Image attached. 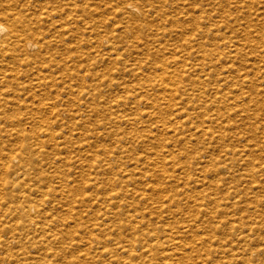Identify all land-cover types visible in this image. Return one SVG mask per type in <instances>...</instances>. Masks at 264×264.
<instances>
[{
	"label": "rangeland",
	"instance_id": "1",
	"mask_svg": "<svg viewBox=\"0 0 264 264\" xmlns=\"http://www.w3.org/2000/svg\"><path fill=\"white\" fill-rule=\"evenodd\" d=\"M159 1L160 0H0V11H2V13L0 14V23L4 25H9L10 19L15 18L17 26L19 27V29H21V28H25L29 24H33L34 20H40L42 23L36 24V25L39 26L38 28L40 29V31H42L44 35H46L47 44L49 43L51 45L48 49H45L49 52V54L46 53V57H45V62L47 61L48 62L46 63V65L45 63H43L45 66H48L50 68L46 67L47 69H45V71L43 72V74L46 77L43 76L45 77V78L42 77L44 80L43 79L40 80L39 83L37 80H33V75L35 76L36 69L32 70L34 73L33 74L32 71L30 70L33 68H31L29 65L26 66L24 65L25 63L23 62L21 63L20 60L17 61L16 59L10 61L11 59L9 58L7 59L6 56H2V54H0V72L4 70L3 72L6 74V76H8L7 77L8 83H0V89L4 88L3 90L0 91V94L5 93V91L7 92L3 96L4 99L0 97V102H1L0 104H2L0 105V110H1L0 118H2L0 120V143H1L0 153L3 156L1 160L6 159L8 154L17 153V151L19 152V149H17L18 148L17 144L21 140V136L14 133L13 129L16 130L15 123L17 122L16 124H18V122H20V120L22 119L21 124L19 123L18 127L22 128V131H24L26 135H28L26 138H29V141L31 143L33 142L36 148H38L35 152L37 153L36 155H38L36 159H37V162L39 163H36L37 168L35 169V171L36 172L44 171V173H49L50 175L54 173L55 175L62 176L63 179L65 177V180H67V184L70 185V187L72 186L75 187L76 185L80 190H83V193L86 192L85 193L86 196L83 198L84 201L82 203L77 204L78 206L75 207L74 209L76 214L74 215L71 214V217L69 216V214L64 213L63 211L64 209L62 208H65V206L61 207L62 209L61 211H59V209L55 210L54 208H52V207H55L54 206L55 202L53 201V197H52L53 194H55V197L59 195V193H56V192L45 194L44 197L51 199V203L46 204L42 206L41 209H39L41 214L43 215H52L50 220L57 221L59 223L57 227H61V226L63 227V226H68V225L70 226V230L72 233L70 235L64 236L63 238L64 240H62L63 241L62 245H64V250L63 251L59 250V252H65L63 253V255L76 257L74 264H83V263L84 264H95L96 263V262H93L94 260L91 259L92 257H94L92 251L95 249V247L93 244H90L87 242L88 238L91 236L103 237L105 236L104 234L108 233L112 228L115 227L114 230L118 228L121 230V233H120L121 238L126 239V237L129 235L127 234L128 231L122 229L121 225H117L118 222L121 221L123 223H126L128 221L127 220L128 218H125L127 217L126 214H137L136 212L145 211L146 209L144 205L146 202H150L153 204V205H146L149 207L158 206L157 205L158 202H161L164 205L163 210L159 208L161 211L158 209H154L156 212H153V211L144 212L145 213V216L143 218L144 224L143 226L139 227V232L141 233L144 232L146 235H152L154 232H158V230L163 225H165L167 222H170L172 225H182V223H190L193 217L187 212L189 213L194 212V211H190L188 208V206L191 204L190 201L194 199H196L197 201H200L202 198H204V195L207 197L217 198L215 200L218 202H215L216 204L212 203L214 204V210L215 208L216 209L224 208V210L222 209L223 212L221 210H218L217 214L219 215L220 213V216H222L221 217L222 219L225 218L226 216L227 218H225V220L228 223L230 222L231 225H233L232 227L234 228V230L233 228L229 229L228 224L226 222L224 225H226L227 228L224 229V226H223L221 230L215 233L217 235L216 236L213 233V231L207 227L206 224L208 220L206 219V217L201 216V214L196 215V221H199L200 219V222H195L194 225H192L191 228L188 229L186 233L180 234L181 240L185 242L183 245L194 246L192 251H190V255L192 258L196 259L197 253L198 252L202 253L203 248H208V247L213 248V247L218 246L217 248L220 249L219 246H221L223 247V249H226V250L228 249L227 252L225 253V254L228 253L227 255L229 256L227 258V261L219 253H212L211 258L206 262V264H226V263L231 264L229 263V261L232 258V252H234L233 251L234 249L235 251H239V252H242L241 250H244L243 252H249V251L255 252L256 249L257 250H259L260 248L264 249V245H263L264 243V0H176L177 2L175 0H171V3L169 1L168 3L164 5L160 4ZM178 1H180V3ZM127 2L136 3L140 7L139 8L140 11L136 13H128V11H125V5ZM176 3H178L177 4L178 6L176 5ZM44 5L48 7L47 10L50 11L51 19L50 18L43 19V17H41L42 16L41 11H43L44 13L46 9ZM172 5H174L173 6L174 9ZM78 6L80 8L74 9L75 7H78ZM176 8H179L180 10H176ZM163 9L165 10V13H163L165 15H162L160 12V10H163ZM167 12H170V13H167ZM179 12L180 14L182 13L181 14L182 16L178 15ZM166 13L168 16H166ZM173 14H176V16H174ZM146 17L147 19H150L148 20V22L151 21L149 22L151 24V27H149V30L147 26L143 28L139 27L140 25H143L145 21L147 22ZM165 17L167 18L171 17V21L168 19H165ZM74 18H76L77 20L73 23V21L75 20ZM172 18H175L174 20H176L177 22H174L173 24L174 20H172ZM179 21H181L182 25L179 24L180 23ZM177 23L179 24V26L177 25ZM150 24H147V25L150 26ZM160 24L162 25V27L164 26V29H165L164 32H162V30L160 31V29H162ZM126 25L127 27L123 29L124 26ZM136 25H138L139 30H137L138 27L135 30H133V28H135ZM158 26L160 28H158ZM184 26L186 27V30ZM128 28H130V30ZM182 30H184L185 32ZM129 31H132V32L135 31V32L132 33ZM180 32L181 33L183 32L182 35H178L180 34ZM115 34L117 35V38L114 42L116 49L105 44L107 43L105 42L106 38H110L112 35L115 36ZM168 35H171V37ZM185 36L186 38L191 40V43L189 45L185 44V41H184ZM181 44L182 46H180ZM183 46H184V49H183ZM234 46L236 50L233 51L232 49H234ZM187 48L190 50H188ZM198 49H199V52L196 53V50L198 51ZM171 51L172 53L174 52V54L172 55H176V56L178 55V56H181V58L185 57L184 63L194 62V61L199 62V60L201 61V59H204V61L208 60L207 62L209 66H212L210 68L212 70L216 69L213 71V74L215 76L213 78L218 79L219 91L217 93L220 92V94H225V95L223 96V98L217 99L218 101L215 103V105L214 104L210 105L211 107L210 111H213L216 118H218L210 124L211 126L209 125L211 127V130L213 131V137L211 139L210 138L206 139V137L203 136L201 132L198 133L197 131V133L200 136L196 132H194V130H197L198 128H200L198 126H197L198 128L195 126L201 122L200 121L201 117H198L200 119L193 118V120L194 119L197 120L198 123L195 121L191 122L189 119L188 121L186 118H183L182 119L183 121H185L186 119V124L188 126L190 125V123L191 124L193 123L192 124L193 126L190 125L189 126L190 128H189L185 124V122H183L185 125L182 126V129L184 130L186 126L188 127L185 129V132L181 130L180 126H178L177 132L179 131L178 128H180L181 131H179V133H176L177 135H175L174 133V135L172 136L173 138L169 137L171 136L170 134L169 135L163 134V136L165 137L168 136L167 137L168 139L165 138V141H167L168 143L167 146H169L168 148L170 149H172L173 147L172 150H174V152L176 153L178 151V148L182 144H184L188 150L186 152L188 153V156L181 158V162H182L181 164L180 163L178 165L174 164V167L176 170L175 172H173V174L165 173L164 176L163 174L160 175L162 179L158 177H151V178L147 177L145 180V176L144 178H142L143 175L141 173L145 171L149 173L150 172L149 169L153 167V165L148 164V163L147 165L146 164L144 165L142 163L143 161L142 162L139 161L136 163L134 161H136L135 159H137L138 156L142 155L143 153L145 154V152H147L146 154H148V152L151 151V146H150L151 144H149L148 142L149 140H151V138L146 139L145 137H143L144 134L142 132L138 133L139 130L140 131L142 130L141 127H143V129H147L148 126L146 125H148L150 121L147 120L148 118L144 114L142 115V117H139V120H138V117H136L138 115L135 114L136 116H132L133 114L132 111H128L129 113L131 112V116H132L131 121H135V123L133 122L134 127L132 126V124L129 125V123L127 124V122L123 123L121 120L120 121L122 123H120L119 125L118 120L115 119L116 120L115 121L114 119H112V117L114 116L113 114H110L111 110L109 112L107 107L109 104L113 102L112 99L110 100L109 98H113L112 96L115 95L114 94V92L116 91L115 89H119V87H121L122 85H125V83L126 85L129 84L130 82L131 83L129 85L132 84V81L130 79L131 76L128 74L127 71L123 69H126V67L129 68V67L135 66L134 62L137 63L136 65L138 64L144 65L145 63L146 64L144 65L145 69L143 70L144 76H142V77H145V73L146 75H148L149 74L148 72H150L149 70H152V71L154 70L152 67H148L149 64L150 66L153 65L152 63L154 62V58L155 59L156 57L158 58L159 54L162 55L163 52L165 53V56L168 57ZM198 53L199 54L201 53V54L199 55ZM147 54H148V57H147ZM68 55H70V57ZM91 55L93 56L94 60H91L92 59ZM149 55L150 57L152 55V57L150 58ZM217 56L218 58H216ZM97 57H99V59ZM199 57L201 58L199 59ZM146 58H149L150 60H145ZM188 58L191 61H189ZM95 59L97 60V62H95ZM112 59L115 61L113 62ZM136 59L139 61H137ZM54 60H57V61H54ZM164 60L166 61V59ZM167 60L169 61L170 59H167ZM15 61L17 64L15 63ZM51 61H54L55 64L56 63L58 64V62L60 64L58 65L56 64L55 66V64L53 63L55 66L54 67V66H51L53 65L51 64L52 63ZM111 61L113 63H116L114 64L115 66H117V67L114 66L116 72L114 69L112 70L113 63ZM151 61L152 63H150ZM14 63L17 66L19 65V63H21L20 67L18 66V69L17 67L15 68L16 65L13 66ZM124 63L125 64L127 63L126 64L127 66ZM214 63H215V66H213ZM128 64H130V66ZM5 65L8 67L6 68ZM41 65H39V67ZM64 65L65 66L68 65L67 66L68 68H66ZM123 65L125 66L123 67ZM228 66H231L234 71H232V69H229ZM63 67L66 68V70H64ZM85 67H87L88 69H86ZM4 68L7 70L5 71ZM9 68H12V69L10 70ZM82 68L83 69L85 68L86 70L84 69L81 71ZM121 68H123L122 71H121ZM20 69L21 70L24 69V70L21 71ZM18 70L20 71L18 72ZM27 70H29V72ZM145 70H148V71H145ZM25 71H27V74H24ZM71 71L72 72L74 71L73 72L74 74ZM106 71L110 73L108 74ZM9 72H14V73L8 74ZM83 72H85L86 74ZM118 72L121 73L120 76ZM194 72L191 73L192 75L188 74L189 78H194L195 76ZM28 73L30 74V76ZM103 73L104 74L107 73V75L103 76ZM12 74H14L13 77H12ZM58 74L60 75V77L61 76L62 77L60 78ZM66 74H67V77H66ZM114 74H116L115 77H117L116 78L117 81L112 80L113 78L115 79ZM127 75H129L130 77ZM183 75H184L183 82L186 81V83H183V84H188L189 82L186 80V78H188L187 77L188 75L186 73H184ZM54 76L56 77L55 80H57V82H53ZM69 76L70 78H68ZM29 77H30V80L32 79L31 82H29L30 81ZM84 77H86L87 79L84 80L85 79ZM14 78L15 80L11 81ZM46 78H49L48 81L50 83L47 81ZM17 79H19L20 83L17 82L18 81ZM81 79L84 80V82L81 81L82 83H85V81H87L84 84L85 87H83L81 82H79V80ZM121 79H123L124 81L123 80L121 81ZM227 79L232 80L234 82L237 80H241V79H249V80L241 82L235 87H230L228 86V82L222 83L224 80H227ZM9 80H10V83H9ZM21 80H23V83L25 82L28 84L29 82L28 85L32 83L33 87L32 85L25 86V83L23 84ZM60 80H61V83L58 82ZM62 81L63 82L65 81L64 82L65 84ZM88 81L90 82L89 84H88ZM104 81L106 82V84ZM118 81L123 82V83L125 81L126 82L124 84L123 83L120 85L118 84L119 85L118 86L115 83ZM41 82H43L45 85L42 83V85H40V87L37 88V84H40ZM54 83H57V85ZM133 83L135 84L134 81ZM47 84L49 86H46ZM51 84L53 86H51ZM21 85H22V88H21ZM79 85L82 87L83 91L80 89L81 87ZM99 85L104 86V87L103 88L101 86L99 87ZM111 85L113 86V89L112 87H110ZM8 86L10 87L11 90L9 89ZM16 86L18 87V89H16L17 88ZM41 86H43V88H41ZM91 86L93 88V91H91L92 90ZM94 86L96 87V89H94ZM105 86L108 88H106ZM154 86H155V89L153 90L144 91L145 89L141 88V90L136 89L134 90V92L144 91V92H141L140 95H144L146 92V93L151 94L149 95V97L153 96L159 99V94L161 95V92L158 90L157 85H154ZM47 87L50 90L48 94H46V97H43V94L45 96V91L48 90L46 89ZM87 87L88 89H86ZM13 88L15 91L13 90ZM40 88L42 90H40ZM109 88H111L112 91ZM20 89L24 90V92L21 91ZM37 89H39L40 91L38 90L37 92ZM43 89H46V90L43 91ZM51 89H52V94H51ZM72 89L73 91H71ZM97 89H98V92H97ZM107 89H109V91ZM66 90L68 93L71 92L70 93L71 95L70 94L68 95ZM75 90L77 91L75 92ZM27 91L29 93L26 95ZM85 91L89 92L91 95H94V97L92 98V96L90 95H88L89 96L88 97L87 95H85L86 94ZM100 91L101 92L103 91V93H101ZM150 91L153 93H151ZM155 91L156 92L158 91L157 92L158 96L157 94H154ZM31 92H33L34 95H32ZM107 92L109 94V97L107 95ZM134 92L132 91L131 94ZM30 93L32 96L29 97ZM75 93L76 95L77 94H80V95H78L77 97L75 96ZM97 94L98 95L100 94V95L98 96ZM110 94H113V95H110ZM125 94L126 96H129L128 93H125ZM41 95L43 98L41 97ZM50 95H54V96H50ZM57 95L59 96V98L57 97ZM34 96H37V97H34ZM48 96L50 97L48 98ZM28 97L29 99H27ZM32 97L35 99H33ZM96 97H97V100L95 99ZM104 97L106 98V100H104ZM20 98L23 99L22 104H21ZM76 98L77 99L80 98L78 99L79 101ZM88 98H89V101H88ZM136 98L137 100L136 99H133V100L135 101L134 103L137 104V102L140 101L139 98H144V96L139 97L136 95ZM5 99L7 100L8 103L4 102ZM19 99H20V102H19ZM53 99L55 101H53ZM9 100L10 101L12 100L13 102L11 103ZM40 100H41L40 103H43V105L45 106L44 108L37 106V102ZM49 100L50 102H48ZM51 100L54 103H52ZM71 101H74V104H72L73 102ZM102 101H104V104ZM131 101L125 103V106L126 104H127V107L135 105L131 103ZM77 102H80V103H77ZM89 102L91 103V106ZM87 103L89 106L86 107ZM49 104L50 105L52 104V105L50 106ZM100 104L102 105V107ZM141 104L139 103L137 104L138 108L140 107L143 110H147V109L150 110L149 109L150 107H148L149 106L148 104H145V107L143 104L142 105ZM26 105L28 108L31 107L30 109H33L32 112L29 111ZM65 105L68 106V109L70 106V109L72 111H69L68 113L67 106ZM52 106H56L55 107L56 109L53 107L50 110V107ZM63 106H65L66 108ZM74 106L79 111L76 110ZM61 107H63L64 109H62ZM90 107L91 109H89ZM39 108H41V111H40L41 113L39 112L40 110ZM58 108H61V109H58ZM92 108L93 109L96 108V109L93 110ZM35 109L38 111H35ZM85 109H87L88 113H90L89 116H85L86 115L85 112H87V110ZM172 110L168 111L167 113L166 112L164 113V115L168 117V119L169 117H171V115L172 117L174 115L175 110H173L174 112ZM59 111L61 114L57 113ZM80 111H82L83 113ZM91 111H94V112L91 113ZM140 111L142 110H138V112ZM42 112H45V113H42ZM70 112L72 114H75L76 117L75 115L70 116L72 115L70 114ZM103 112L105 115H103ZM217 112H218V116L216 115ZM17 113H19L21 116H19V114L17 115ZM9 114L10 115L13 114L12 116L16 115L12 123H10V120H8L7 116ZM3 115H7V116H4L6 117L4 118V120H3ZM68 116L70 118H68ZM98 116L100 118H98ZM17 117L20 119L18 120ZM94 117L98 119L96 120ZM106 117H109V118H106ZM110 118L112 119V122L113 120L115 121L113 122L114 125H116L118 121V124L116 125L117 127L114 126L115 130L114 129L111 130V132H114V133L110 134L109 136H106L107 138L105 136L103 137L98 136L97 138V134L95 132H97L96 131L97 128L101 130L99 126L103 127L106 125L108 126L109 124L113 125V123H109L111 122ZM99 119L100 121H102L101 123ZM102 119H104V121L106 122H104ZM140 119L141 120L144 119V120L141 121ZM46 121L47 123H45ZM96 121L100 123V125H98ZM140 121H141L140 124L142 125L139 124ZM170 121L172 122V120ZM48 122L50 123L48 124ZM169 124L170 126L172 125L171 123ZM84 125L87 126V129L88 128L90 129L92 125L94 126L92 130L91 129L87 130L86 126ZM89 125L91 126L89 127ZM81 126L84 128L82 129ZM118 126L120 129H118ZM128 126L131 127V129ZM172 126H175V124H173ZM45 127L46 128L48 127L46 129V132L44 131L41 133L42 136H38L37 132L40 131V129L45 128ZM136 127H138L137 130L134 129L133 131V128H136ZM62 128L63 130H61ZM84 129H86L87 131ZM190 129H191L192 135L188 134L190 133ZM33 130H35L34 131L35 133H32ZM67 130L70 133H68ZM75 130L76 131L79 130L78 133ZM182 131L187 136L185 134H182L183 133ZM192 132H194V135ZM72 133H75V134H72ZM90 134L92 137L90 136ZM87 135H88V138H87ZM123 135L126 136L124 138L125 141L124 139L120 140L121 136L123 138ZM181 135L182 136L185 135L186 137L185 136L183 137L184 139L186 138V140L182 139ZM188 135H190L191 138ZM141 136L144 138L143 141L141 140L142 139ZM174 136H179V137H175L177 139L175 141H172L175 139ZM126 138L128 140H126ZM38 139H43L46 141V143L42 147L41 145L38 147L37 145ZM52 139L54 140L51 141ZM169 139H172V140H169ZM117 141L118 142L123 141V142L118 143ZM126 141H127V144H126ZM128 142L129 143L131 142V143L129 144ZM153 142H154L153 144L155 145H152V147H155V149L157 147V149H159L160 147L159 144H156L155 140ZM119 144L121 145V147ZM125 144L126 146H128L127 149L128 150L130 149L129 151L125 149L126 148ZM128 144L129 145L132 144L131 148ZM117 146L120 149H117L118 148ZM108 147H109V150L111 149V153L113 149L112 154L114 155L112 157L115 158V159L111 158V160L109 161L106 160L108 157L104 153V149H106L105 151H107ZM114 147H116L115 150H114ZM146 147L148 148L150 147V148L147 149ZM123 148L125 149L123 154L124 156L127 157V159H125L124 161L122 160L123 162H120L121 159L119 161H118L119 158L117 159L119 155V153H117V150L121 151L122 149L123 151ZM101 150L103 152H101ZM96 151L99 153V155ZM129 152L131 155L129 154ZM32 154L35 156L34 153ZM93 154L95 155V157L93 156ZM132 155H134L135 157ZM131 156L133 157V159ZM128 157L129 158L131 157L130 159H132L133 161L131 160L128 162L129 160ZM189 160H192L193 162ZM185 161L186 163L188 161L191 162V165L193 163V166L190 165L189 168L193 167L195 170H192V172H190V170L188 171V167H186L187 164L185 163ZM125 162H128V163L126 164ZM140 162L142 163V166L144 165L143 167L140 166L141 165ZM200 162H201V165H206L202 172H198L196 168L197 165L201 166ZM92 163H94V165L96 166L95 169ZM135 164L137 166V167L135 166L136 168L134 167ZM218 164H221V165L216 166ZM108 165H110L111 168ZM121 165L123 166L125 165L126 168ZM127 165L131 167L130 169L131 172L134 171L132 174L129 170V166ZM148 166H149V169H148ZM168 166L170 167L169 164L167 165V167ZM138 167H140V169ZM224 167L226 169H224ZM146 169L149 171H147ZM186 171L191 173L190 174L191 180L190 182L188 181L189 183L188 182L186 183L184 181V178L186 175H184L183 172H186ZM124 172L126 174H124ZM136 172H138L137 173L138 175L136 174ZM122 173L124 174V176H122L123 175ZM117 174H119L118 175L119 177L117 176ZM132 175L133 177L134 175L136 176L134 177V179L135 178L136 180L138 179L137 181L135 180L136 181L135 185L133 184V181H132L133 178L132 180H127V179H130ZM220 177H222V179L223 177H225V179L221 181ZM193 179L197 181L194 182ZM55 180L56 179L54 177L40 179L38 180V182H29L27 180H22L19 183V185L14 189V192L6 191L5 198H2L3 205L0 208V222L2 223V225L5 224V220H8V219L10 220L13 218L14 213L10 211L13 208L18 206L17 205L18 201L22 200L21 195H27L31 197L34 193L41 194L43 193L42 190H46L49 187V185H55L54 183ZM148 180H151V181H148ZM86 181L90 183H93L95 181L96 182L94 186H91L93 184H90L87 188L85 187ZM112 181H114V183L115 182L117 183V184H114L116 185L114 186L116 188H119L118 186L124 185L125 183H128L129 187L134 186L135 187L134 189L136 190L134 191L135 193L141 192L142 189L144 190L145 188L150 187L152 184H154V186L150 187V189L151 188L158 189V187L161 184L163 186L165 185L167 189L169 188L170 185H172V188H175V190H178L179 195L174 196L173 192L169 190L168 192H166L167 190L166 191L164 190V192L161 195V199H160L158 198L159 193H156V192L151 193L149 191L148 193L150 195H146L144 196L142 201H138V197L134 195H138L139 197H141L142 196L141 193L135 194V193L128 192L126 194L122 192V194H119V202L123 201L125 209H128L129 212L124 211V214L122 212H120L119 214H113L112 212L117 210V208L116 209L108 208V206H112L113 204H109V202H106L104 204L99 203V201L95 202V198L99 199L100 197H105L106 194L97 192L93 188V187L102 186L101 188L108 187L109 189L110 185L108 183ZM137 182L139 183L141 182V184ZM148 184H151V185L147 186ZM79 185L81 187H79ZM82 186L85 189H82ZM220 187L223 189H220ZM233 189L234 191L232 192ZM225 190L228 192H225ZM236 190H237L238 195L235 192ZM220 193L221 195L223 193L226 194L225 198H228V199H225L223 196L220 195ZM229 194H230V197L233 195L232 197L234 198L231 197V199H229ZM169 195H171L170 197L174 198V201L178 200L180 202L177 203L176 205H174V203L172 202L173 205L170 208L166 209V205L168 204V202H165V200L163 199H165ZM227 195L228 197H226ZM76 197L79 198L78 195ZM145 197H148V199H146ZM75 198L73 196V199ZM219 198H221V200L223 199V201L221 200L219 201ZM11 199H13L14 201H11ZM224 199L226 201H224ZM227 200H229V202ZM237 200H240L239 201L240 203ZM233 202H238V205H236L237 207L235 206L236 208L233 207L232 205ZM136 203H139V204H136ZM218 203L222 207H220ZM34 209L35 208H30L31 211H34ZM132 210H135V211L130 212ZM220 216L216 217L214 221L217 220ZM222 219L219 218L217 220V223L218 221ZM15 220L18 221L19 219L15 218ZM57 222L53 223L52 221L50 223L49 228L53 229V227L55 226V224H57ZM96 223H102L103 226L100 229H98L95 227ZM198 225L204 226L205 228L201 229L200 227H198ZM237 227L238 229H240L239 230L240 232L238 231ZM241 229H244V230L242 231ZM11 233H12V230H4V229L0 230V239L6 238ZM48 233L49 231H46L45 233H42L40 236H44ZM240 233H242L241 236H240ZM135 235L139 237V244H140V247H136V249L133 250L132 252L135 255H139L141 250L147 248L149 245L155 242V240H150L152 239V237L146 238L141 234L140 236L139 234H135ZM230 236L232 238L234 236L233 239L236 240L238 243L234 241L233 239H231ZM199 237H206L208 240L211 241V244L210 245L200 244ZM241 237L245 239H242ZM242 240H244L243 245H242ZM229 242L231 244H229V247H228ZM163 245L165 247V244ZM241 245L246 249H244L243 247L238 248V246H241ZM258 245H259V248H257ZM55 246H56L55 243H51L47 247L55 248ZM25 250L26 252L27 251L45 252L46 249L40 248L39 244L37 242H34L30 245H26ZM169 250L174 251V252H184V250L180 248L167 249L165 250V252ZM229 250L232 252H230ZM10 252H17V250L14 248L3 249V246H1L0 244V257L1 256L5 257L9 255ZM150 252H162V250L160 248H155L151 250ZM59 258H61L60 254H59ZM48 259L51 261V264H55L58 262V261L52 260V258H48ZM120 259L122 258H119V260ZM133 261H136L135 256L133 258ZM0 264H10V263H5L0 258Z\"/></svg>",
	"mask_w": 264,
	"mask_h": 264
},
{
	"label": "bare ground",
	"instance_id": "2",
	"mask_svg": "<svg viewBox=\"0 0 264 264\" xmlns=\"http://www.w3.org/2000/svg\"><path fill=\"white\" fill-rule=\"evenodd\" d=\"M170 1V3H171V0H160L159 2H160V4H162V5H164V4H166V3H168ZM176 1V0H175ZM177 2V1H176ZM179 3H180V1H178ZM175 4V3H174ZM178 3H176V5H177ZM45 6V5H44ZM174 5H172V7H173ZM178 6V5H177ZM176 6V7H177ZM180 7V6H179ZM45 12L43 13V11H41V17H43V19H48V18H50L51 19V15H50V11L49 10H47V6H45ZM77 8H80L79 6L78 7H75L74 9H77ZM139 6L136 4V3H132V2H127L126 3V5H125V11H128V13H136V12H139L140 10H139ZM173 9H174V7H173ZM182 9V8H181ZM176 10H180L179 8H176ZM158 11V10H157ZM169 11V10H168ZM160 12H161V14L162 15H165V14H163V13H165V10L163 9V10H160ZM177 12V11H176ZM181 12V11H180ZM180 12L178 13V15H181L182 13H183V11H182V13L180 14ZM2 13V11H0V14ZM167 13H170V12H167ZM167 13H166V16H168L167 15ZM174 13H175V11H174ZM174 16H176V14H173ZM172 15V16H173ZM52 16H54V15H52ZM169 16H171V15H169ZM182 16V15H181ZM148 17V16H147ZM147 17H146V20H147V22L145 21V23L143 24V25H140L139 27L140 28H143V27H148V30H149V27H151V24L149 23V22H151V21H149L148 22V20H150V19H147ZM159 17H160V15H159ZM158 17V18H159ZM180 17V16H179ZM178 18V17H177ZM195 18V17H194ZM75 19V20H74ZM73 20V23L77 20L76 18H74ZM165 19H168V20H170L171 21V17L169 18H167V17H165ZM175 18H172V20H174ZM179 19V18H178ZM177 19V20H178ZM16 19L15 18H12V19H10V23H9V25H4V24H2V23H0V54H2V56H6L7 57V59L9 58V59H11L10 61H12V60H20L21 61V63L23 62V63H25L24 65H29L31 68H33V69H30V67H29V69L32 71V70H35L36 69V74H35V76L33 75V80H37L38 81V83H39V81L40 80H42L43 78H45L46 76L43 74V72L45 71V69H47V68H50V67H48V66H45L46 65V63L48 62H45V57H46V53L47 54H49V52L47 51V50H45V49H48L51 45L48 43L47 44V39H46V35H44V33L42 32V31H40V29L38 28L39 26H37L36 24H41L42 22L40 21V20H34V22H33V24H29L28 26H26L25 28H21V29H19V27L17 26V24H16V21H15ZM182 20V19H181ZM174 22H177L176 20H174L173 21V24H174ZM180 23L179 24H181V21H179ZM194 22V21H193ZM147 24H150V26H148ZM179 24L177 23V25L179 26ZM158 25V24H157ZM157 25H155V26H157ZM161 25V24H160ZM182 25V24H181ZM180 25V26H181ZM132 26V25H131ZM127 27V25L126 26H124V28L123 29H125ZM129 27V26H128ZM135 27V26H134ZM138 27V25H136V27L135 28H133V30H135L136 28ZM139 27L137 28V30H139ZM161 27H162V25H161ZM175 27H176V25H175ZM156 28V27H155ZM158 28H160L159 26H158ZM157 28V29H158ZM184 28H185V30H186V27L184 26ZM129 30H130V28H128ZM127 29V30H128ZM146 29V28H145ZM144 29V30H145ZM132 30V29H131ZM162 30V32H164V26L162 27V29H160V31ZM167 30V29H166ZM182 31H184V30H182ZM3 32H4V34H3ZM129 32H132V31H129ZM133 32H135V31H133ZM132 32V33H133ZM138 32H140V31H138ZM137 32V33H138ZM147 32V31H146ZM185 32V31H184ZM183 33V32H182ZM182 33L180 32V34H178V35H182ZM3 34V35H2ZM135 35V34H134ZM138 36V35H137ZM136 36V37H137ZM168 36H170L171 37V35H168ZM174 37H176V36H174ZM116 38H117V35L115 34V36L114 35H112L110 38H106V40H105V42H107V43H105L106 45H108V46H111V47H113L114 49H116V47H115V44H114V42H115V40H116ZM179 38V37H178ZM104 40H102V41H104ZM178 40V39H177ZM184 41H185V44H187V45H189L190 43H191V40H189L188 38H186V36H185V38H184ZM248 42V41H247ZM165 43H166V41H165ZM180 46H182V44L180 45ZM191 46V45H190ZM188 47V46H187ZM174 49H176V48H174ZM183 49H184V46H183ZM188 49V48H187ZM187 49H186V51H187ZM193 49V48H192ZM207 49V48H206ZM172 50H173V48H172ZM182 50V49H181ZM188 50H190V49H188ZM233 51L234 50H236L235 49V46H234V49H232ZM169 51V50H168ZM203 51H205V50H203ZM179 52V51H178ZM188 52H190V51H188ZM194 52H195V50H194ZM197 52H199V49H198V51L196 50V53ZM205 52H207V51H205ZM210 52V51H209ZM176 53V52H175ZM193 53V52H192ZM191 53V54H192ZM172 54H174V52L172 53V51H171V53H170V55L167 57V56H165V53L163 52L162 53V55H160L159 54V57L157 58L156 57V59L154 58V62L152 63V61L150 62V63H152L153 65L152 66H150V64H149V66L148 67H152L154 70L152 71V70H149L150 72H148L149 74L148 75H146V73H145V71H148V70H145L144 71V73H145V77H142V76H144L143 75V70L145 69L144 67V65H146L145 63H144V65H142V64H138V65H136L137 63H135L134 62V64H135V66H132V67H126V69H123V68H121V71H122V69L123 70H125V71H127L128 72V74L131 76V81H132V84L131 85H129L131 82L130 81H128V82H130L129 84H127L126 85V81L124 82L125 83V85H122L121 87H119V89H115L116 91L114 92V94L115 95H113V94H110V95H113L112 97L113 98H109L110 100L112 99V103L111 104H109L108 105V111L110 112V110H111V112H110V114H113V116L114 117H112L111 115V117H112V119H116V120H118L119 121V125H120V123H126L127 122V124L129 123V125H131L132 124V126L134 125L133 124V122L135 123V121H131L132 120V116H136V115H138V116H136V117H138V120H139V117H142V115L144 114L148 119V121H150V123L148 124V125H146V126H148L147 127V129H143V127H141V126H139V127H141L142 128V130L140 131H138V133H140V132H142L144 135H143V137H145L146 139L147 138H151V140L152 139H154L155 140V142H156V144H159V149H157V147H156V149H155V147H152V145H155V144H153L154 142V140H149L148 142H149V144H151L150 146H151V151L150 152H148V154H146L147 152H145V154L143 153L142 155H140V156H138V158L137 159H135L136 161H134L135 163L136 162H139V161H143L142 163L145 165H147V163L148 164H151V165H153V167H151L150 169H149V166H148V169L150 170V172L148 173V172H143V173H141L142 175H143V177L142 178H144V176H145V180H146V178L147 177H158V178H160V179H162L161 178V174H163V176H164V174L165 173H170V174H173V172H175V167H174V164H176V165H178L179 163L181 164L182 162H181V158L182 157H186V156H188V153H186L188 150H187V148H186V146L184 145V144H180L179 146V148H178V151H177V153L176 152H174V150H172L173 149V147H172V149H170V148H168L169 146H167V141H165V138L166 139H168L167 137L168 136H163V134H170L171 136H169V137H171V138H173L172 136L174 135V133H175V135H177L176 133H179V131H181V130H183L182 129V126L183 125H185L186 124V119L188 120H190L191 122L192 121H195V122H197L198 123V121L197 120H195L196 118H198V117H201V119L200 118H198V119H200V123L198 124V125H196L195 127H200V128H198L197 130H194V132H196L197 133V131H198V133L199 132H201V134L203 135V136H205L206 137V139H208V138H212L213 137V131L211 130V123L214 121V120H216V119H218V118H216V116H215V114H214V112L213 111H210V105H212V104H214L215 105V103L218 101L217 99H221V98H223V96L225 95V94H220V92L219 93H217L218 91H219V84H218V79L217 78H213V77H215L214 76V74H213V71L214 70H216V69H214V70H212L210 67H212V66H209V64H208V60L207 61H204V59H201V61L199 60V62H185L184 63V56L186 55H184L183 57L184 58H181V56H176V55H172ZM199 54V53H198ZM197 54V55H198ZM201 54V53H200ZM199 54V55H200ZM203 54V53H202ZM198 55V56H199ZM213 55V54H212ZM219 55V54H218ZM230 55V54H229ZM235 55V54H234ZM69 57H70V55H68ZM191 56V55H190ZM194 56V55H193ZM192 56V57H193ZM216 56V55H215ZM214 56V57H215ZM91 57H92V59L91 60H94L93 59V56L91 55ZM95 57V56H94ZM147 57H148V54H147ZM149 57H150V55H149ZM151 57H152V55H151ZM150 57V58H151ZM203 57V56H202ZM225 57V56H224ZM88 58H90V57H88ZM98 59H99V57H97ZM101 58V57H100ZM187 58V57H186ZM201 57H199V59H200ZM216 58H218V56L216 57ZM52 59V58H51ZM50 59V60H51ZM107 59V58H106ZM109 59V58H108ZM164 59H166V61L164 60ZM167 59H170L169 61L167 60ZM214 59V58H213ZM260 59H261V57H260ZM49 60V61H50ZM58 60V59H57ZM57 60H54V61H57ZM111 60V59H110ZM113 60V59H112ZM132 60H134V59H132ZM137 60V59H136ZM145 60H150L149 58H146ZM144 60V61H145ZM153 60V59H152ZM186 60V59H185ZM188 60H189V58H188ZM10 61H8V62H10ZM54 61H51L52 63L51 64H55V62ZM59 61V60H58ZM61 61V60H60ZM104 61V60H103ZM115 60H113V62H114ZM137 61H139V60H137ZM189 61H191V60H189ZM193 61V60H192ZM197 61V60H196ZM209 61H211V60H209ZM66 62V61H65ZM90 62V61H89ZM95 62H97V60L95 59ZM112 62V61H111ZM112 62V63H113ZM149 62V61H148ZM232 62V61H231ZM15 63H16V61H15ZM14 63V65L13 66H15L16 64ZM21 63H19V67H20V64ZM43 63H45V65L43 64ZM132 63H133V61H132ZM132 63H131V65H132ZM140 63V62H139ZM41 64H43V65H41ZM49 64V63H48ZM54 64L53 65H51V66H54ZM57 64V63H56ZM56 64H55V66H56ZM58 64H60L59 62H58ZM57 64V65H58ZM94 64H96V63H94ZM114 64H116V63H113V68H112V70L114 69L115 70V68H114ZM118 64H120V63H118ZM125 64V63H124ZM127 64V63H126ZM125 64V65H126ZM213 64V63H212ZM39 65H41L40 67H39ZM50 65V64H49ZM92 65H93V63H92ZM125 65H123V67L125 66ZM129 66H130V64H128ZM6 66V65H5ZM18 66L16 65L15 66V68L17 67V69H18ZM22 66V65H21ZM54 66V67H55ZM65 66V65H64ZM68 66V65H67ZM67 66H65L66 68H68ZM127 66V65H126ZM146 66V67H147ZM213 66H215V63H214V65ZM8 66H6V68H7ZM10 67H11V65H10ZM43 67V68H42ZM45 67V68H44ZM47 67V68H46ZM115 67H117V66H115ZM120 67H122V66H120ZM229 67V69H232V67L231 66H228ZM15 68H13V69H15ZM25 68V67H24ZM64 68V67H63ZM66 68H64V70H66ZM86 69H88L87 67H85ZM84 68V69H85ZM118 68H119V66H118ZM5 69V68H4ZM10 70L12 69V68H9ZM17 69H15V70H17ZM22 69V68H21ZM20 69V70H21ZM28 69V68H27ZM83 68L81 69V71L82 70H84ZM85 69V70H86ZM147 69V68H146ZM7 69H5V71H6ZM20 70H18V72L20 71ZM24 70V69H23ZM23 70H21V71H23ZM52 70V69H51ZM76 70V69H75ZM74 70V71H75ZM78 70V69H77ZM4 71V70H3ZM3 71H1L0 72V83H8V76H6V74L3 72ZM13 71V70H12ZM28 72H29V70H27ZM27 71H25V73L24 74H27ZM30 71V72H31ZM49 71V70H48ZM73 71V72H74ZM79 71H80V69H79ZM87 71H89V70H87ZM110 71V70H109ZM152 71V72H151ZM195 71V72H194ZM197 71V72H196ZM230 71V70H229ZM228 71V72H229ZM232 71H234L233 69H232ZM51 72V71H50ZM54 72V71H53ZM72 72V71H71ZM72 72V73H73ZM105 72V71H104ZM107 73H108V71H106ZM115 72H116V70H115ZM192 72H194L195 73V76H194V78H189V75L192 73ZM226 72V71H225ZM227 72V73H228ZM10 73H14V72H9L8 74H10ZM21 73V72H20ZM32 73H33V71H32ZM31 73V74H32ZM52 73V72H51ZM51 73H49V74H51ZM67 73V72H66ZM76 73V72H75ZM83 73H85V72H83ZM89 73V72H88ZM107 73L106 74H104L103 73V76H105V75H107ZM110 73V72H109ZM108 73V74H109ZM111 73H112V71H111ZM114 73V72H113ZM123 73V72H122ZM184 73H186L188 76V78H186V80L189 82L188 84H183V83H186V81L185 82H183V77H184ZM7 74V75H8ZM29 74V73H28ZM34 74V73H33ZM69 74V73H68ZM74 74V73H73ZM86 74V73H85ZM118 74H119V76H120V74L121 73H119L118 72ZM117 74V75H118ZM13 75L14 74H12V77H13ZM20 75V74H19ZM21 75H23V74H21ZM52 75H54V74H52ZM59 75V74H58ZM62 75V74H61ZM65 75V74H64ZM115 75L116 74H114V77H115ZM124 75H126V74H124ZM129 75H127V76H129ZM192 75V74H191ZM220 75V74H219ZM15 76H17V75H15ZM14 76V77H15ZM28 76V75H27ZM27 76H26V78H27ZM29 76H30V74H29ZM43 76H45V77H43ZM71 76V75H70ZM70 76L68 77V78H70ZM90 76V75H89ZM111 76V75H110ZM129 76V77H130ZM43 77V78H42ZM53 77V76H52ZM59 77H60V75H59ZM62 77V76H61ZM60 77V78H61ZM66 77H67V74H66ZM82 77V76H81ZM107 77V76H106ZM108 77H109V75H108ZM191 77V76H190ZM32 78V77H31ZM55 76H54V81L53 82H57V80H55ZM64 78V77H63ZM85 79L84 80H86L87 78L86 77H84ZM116 78L117 77H115V79L113 78L112 80H116ZM121 78V77H120ZM123 78V77H122ZM20 79V78H19ZM19 79H17L18 81L17 82H19ZM47 79V81H48V79L49 78H46ZM50 79H52V78H50ZM58 79V78H57ZM110 79V78H109ZM11 80V79H10ZM10 80H9V83H10ZM15 80V78L14 79H12L11 81H14ZM26 80V79H25ZM24 80V81H25ZM28 80V79H27ZM29 80H30V77H29ZM28 80V81H29ZM32 80V79H31ZM31 80L29 81V82H31ZM44 80V79H43ZM69 80V79H68ZM71 80V79H70ZM84 80H79V82H84ZM123 79H121V81H122ZM249 79H241V80H237V81H232V80H229V79H227V80H224L222 83H224V82H228V86H230V87H235V86H237L239 83H241V82H244V81H248ZM22 81V83H23V80H21ZM67 81V80H66ZM99 81H101V80H99ZM108 81V80H107ZM117 81V80H116ZM124 81V80H123ZM133 81L135 82V84H137V85H135L134 83H133ZM29 82H28V84H29ZM35 82V81H34ZM49 82V81H48ZM47 82V83H48ZM58 82H60L61 83V80L60 81H58ZM63 82V81H62ZM65 82V81H64ZM63 82V83H64ZM71 82V81H70ZM81 82V84L83 85V87H85L84 86V84L87 82V81H85V83H82ZM105 82V81H104ZM127 82V83H128ZM20 83V82H19ZM19 83H18V85H19ZM25 83V82H24ZM23 83V84H24ZM42 83L43 82H41L40 84H37V88L38 87H40V85H42ZM46 83V82H45ZM50 83V82H49ZM90 82L88 81V84H89ZM96 83V82H95ZM99 83V82H98ZM117 85L119 84H122L123 82H120V81H118V82H115ZM123 83V84H124ZM22 84V85H23ZM27 83H25V86L26 85H28ZM44 84V83H43ZM54 84H56L57 85V83H54ZM65 84V83H64ZM80 84V83H79ZM80 84V85H81ZM92 84V83H91ZM100 84H101V82H100ZM105 84H106V82H105ZM104 84V85H105ZM22 85H21V88H22ZM32 85V83L30 84V85H28V86H31ZM45 85V84H44ZM59 85V84H58ZM79 85V86H80ZM81 85V86H82ZM93 85V84H92ZM96 85V84H95ZM107 85H109V84H107ZM116 85V86H117ZM118 85V86H119ZM154 85H157L158 87V90L161 92V95L159 94V99L158 98H155V97H149V95H151L150 93H146L145 92V94L144 95H140L141 94V92H144V91H146V90H153V89H155V86ZM4 86H6V85H4ZM3 86V87H4ZM11 86H12V84H11ZM36 86V85H35ZM46 86H49L48 84L46 85ZM51 86H53L52 84H51ZM63 86V85H62ZM67 86V85H66ZM79 86H78V88H79ZM80 86V87H81ZM89 86V85H88ZM101 85H99V87H100ZM135 86V87H134ZM2 87V86H1ZM9 87V86H8ZM17 87V86H16ZM32 87H33V85H32ZM31 87V88H32ZM54 87H55V85H54ZM90 87V86H89ZM99 87H97V88H99ZM102 88L104 87V86H101ZM106 87V86H105ZM110 87H112V89H113V86L111 85ZM137 87V88H136ZM12 88V87H11ZM15 88V87H14ZM14 88H13V90H14ZM36 88V87H35ZM34 88V89H35ZM41 88H43V86H41ZM40 88V90H42ZM61 88H63V87H61ZM91 88H92V86H91ZM106 88H108V87H106ZM106 88H105V90H106ZM116 88V87H115ZM141 88L143 89H145L144 91H141V92H139V91H135L134 92V90H136V89H138V90H141ZM157 88H156V90H157ZM4 88H2V89H0V91L1 90H3ZM8 89V88H7ZM9 89H10V87H9ZM16 89H18V87L16 88ZM46 89H48V87L46 88ZM46 89H43V91L44 90H46ZM81 90H82V87L80 88ZM86 89H88V87L86 88ZM94 89H96V87L94 86ZM109 89H111V88H109ZM109 89H107L108 91H109ZM112 89H111V91H112ZM11 90V89H10ZM21 90V89H20ZM31 90V89H30ZM38 90L39 89H37V92H38ZM39 90V91H40ZM49 90L50 89H48V90H46L47 91V93H46V91H45V96H44V94H43V97H46V94H48V92H49ZM62 90V89H61ZM99 90H101V89H99ZM104 90V89H103ZM5 91V90H4ZM15 91V90H14ZM19 91V90H18ZM21 91H23L24 92V90H21ZM35 91V90H34ZM63 91V90H62ZM65 91V90H64ZM71 91H73V89L71 90ZM77 90H75V92H76ZM80 91V90H79ZM79 91H78V93H79ZM83 91V90H82ZM81 91V92H82ZM91 91H93V88H92V90ZM90 91V92H91ZM96 91V90H95ZM110 91V92H111ZM134 92V93H132L131 94V92ZM9 92H11V91H9ZM8 92V93H9ZM13 92V91H12ZM66 92H67V90H66ZM70 92V91H69ZM97 92H98V89H97ZM101 92V91H100ZM99 92V93H100ZM151 92V91H150ZM156 92V91H155ZM154 92V94H157V96H158V91L155 93ZM5 93H7L6 91H5ZM5 93H2V94H0V97L1 98H3V96L5 95ZM29 92L27 91V93H26V95L28 94ZM32 93V95H34V93L33 92H31ZM31 93H30V95H29V97L30 96H32L31 95ZM55 93V92H54ZM71 93V92H70ZM70 93H68L67 92V94L69 95ZM73 93V92H72ZM85 95H90V96H92V98L94 97V95H91L89 92H87V91H85ZM93 93H95V92H93ZM101 93H103V91L101 92ZM113 93V92H112ZM125 93H128L129 94V96H126V94ZM151 93H153V92H151ZM10 94V93H9ZM12 94V93H11ZM38 94V93H37ZM36 94V95H37ZM40 94V93H39ZM51 94H52V89H51ZM125 94V95H124ZM143 94V93H142ZM14 95V94H13ZM16 95V94H15ZM25 95V96H26ZM71 95V94H70ZM78 95H80V94H77L76 95V93H75V96H77L78 97ZM84 95V96H85ZM98 95V94H97ZM100 95V94H99ZM98 95V96H99ZM107 95H108V97H109V94H108V92H107ZM136 95L137 96H144V98H139V100L140 101H136L137 102V104L139 103V104H143L144 105V107H145V104H148L149 106L148 107H150L149 109L150 110H143L142 108H138V106H137V104L136 103H134L135 101L133 100V99H136L137 100V98H136ZM17 96V95H16ZM22 96V95H21ZM40 96V95H39ZM50 96H54V95H50ZM50 96H48V98L50 97ZM74 96V95H73ZM97 96V97H98ZM105 96V95H104ZM155 96V95H154ZM11 97V96H10ZM18 97V96H17ZM24 97V96H23ZM22 97V98H23ZM29 97L27 98V99H29ZM34 97H37V96H34ZM41 97H42V95H41ZM42 97V98H43ZM57 97L59 98V96L57 95ZM72 97V96H71ZM89 97V96H88ZM97 97L95 98L96 100H97ZM6 98V97H5ZM12 98V97H11ZM22 98H20L21 99V104H22ZM33 98V97H32ZM56 98V97H55ZM81 98V97H80ZM80 98H78V99H80ZM86 98V97H85ZM4 99V98H3ZM20 99H19V102H20ZM33 99H35V98H33ZM41 99V98H40ZM72 99V98H71ZM77 99V98H76ZM77 99V100H78ZM83 99V98H82ZM87 99V98H86ZM86 99H84V100H86ZM99 99V98H98ZM108 99V100H109ZM26 100V99H25ZM48 100V99H47ZM93 100V99H92ZM100 100V99H99ZM101 100H103V99H101ZM104 100H106V98L104 97ZM131 100H133V101H131ZM3 101V100H2ZM10 101V100H9ZM13 101H14V99H13ZM12 100L10 101L11 103L13 102ZM16 101H18V100H16ZM44 101V100H43ZM42 101V102H43ZM52 101V100H51ZM53 101H55L54 99H53ZM52 101V103H54ZM76 101V100H75ZM79 101V100H78ZM82 101V100H81ZM80 101V102H81ZM88 101H89V98H88ZM131 101V103H133V104H135V105H133V106H128L127 107V104H126V106H125V103H127V102H130ZM4 102H7V100L5 99L4 100ZM31 102H33V101H31ZM30 102V103H31ZM41 102V100L40 101H38L37 102V106L38 107H41V108H44L45 106L43 105V103H40ZM47 102V101H46ZM48 102H50V100L48 101ZM70 102V101H69ZM71 102H73L72 104H74V101H71ZM80 102H77V103H80ZM94 102V101H93ZM92 102V103H93ZM100 102V101H99ZM103 102V104H104V101H102ZM1 103V102H0ZM8 103V102H7ZM16 103V102H15ZM56 103V102H55ZM76 103V104H77ZM83 103V102H82ZM85 103V102H84ZM90 103V102H89ZM131 103H129V104H131ZM5 104V103H4ZM18 104V103H17ZM24 104V103H23ZM26 104V103H25ZM36 104V103H35ZM44 104H46V103H44ZM58 104V103H57ZM61 104V103H60ZM71 104V105H72ZM94 104V103H93ZM95 104H96V102H95ZM106 104V103H105ZM141 104V105H142ZM0 105H2V104H0ZM20 105V104H19ZM50 105V104H49ZM52 105V104H51ZM50 105V106H51ZM70 105V104H69ZM78 105V104H77ZM80 105V104H79ZM83 105V104H82ZM81 105V106H82ZM101 105V104H100ZM100 105H99V107H100ZM22 106H24V105H22ZM21 106V107H22ZM34 106H36V105H34ZM56 106H58V105H56ZM56 106H52V107H50V110H51V108H55ZM60 106H62V105H60ZM65 106H67V105H65ZM65 106H63V107H65ZM84 106H85V104H84ZM83 106V107H84ZM87 106H89L88 105V103H87V105H86V107ZM90 106H91V103H90ZM94 106V105H93ZM20 107V106H19ZM26 107H27V105H26ZM48 107V106H47ZM63 107H61L62 109H64ZM72 107V106H71ZM101 107H102V105H101ZM120 107V108H119ZM143 107V108H144ZM146 107H147V105H146ZM28 108V107H27ZM31 108V107H30ZM30 108H28L29 109V111L30 112H32V110L33 109H30ZM33 108V107H32ZM37 108V107H36ZM41 108H39L40 110H39V112L41 111ZM61 108H58V109H61ZM66 108V107H65ZM74 108H76L75 106H74ZM114 108V109H113ZM152 108V109H151ZM213 108V107H212ZM17 109H18V107H17ZM16 109V110H17ZM56 109V108H55ZM67 109H68V106H67ZM66 109V110H67ZM69 109H70V106H69ZM68 109V113H69V111H72L71 109L69 110ZM89 109H91V107L89 108ZM93 109V108H92ZM96 108H94L93 110H95ZM100 109V108H99ZM175 110V112L173 111V110ZM194 109V110H193ZM5 110V109H4ZM44 110V109H43ZM42 110V111H43ZM46 110V109H45ZM48 110V109H47ZM53 110V109H52ZM74 110V109H73ZM76 110H78L77 108H76ZM85 110H87V109H85ZM138 110H142V111H140V112H138ZM173 111L174 112V115H173V117H172V115H171V117H169V119H168V117H166L165 115H164V113L166 112H168V111ZM192 110V111H191ZM1 111V110H0ZM35 111H38V110H36L35 109ZM61 111V110H60ZM60 111L59 112H57V113H60ZM63 111V110H62ZM65 111V110H64ZM79 111V110H78ZM90 111V110H89ZM106 111H107V109H106ZM128 111H132V113L134 114H132V116H131V112L129 113ZM134 111V112H133ZM3 112V111H2ZM52 112V111H51ZM77 112V111H76ZM80 112H82V111H80ZM80 112H79V114H80ZM92 112H94V111H91V113ZM105 112V111H104ZM104 112H103V115H105L104 114ZM172 112V113H173ZM5 113V112H4ZM9 113V112H8ZM12 113H14V112H12ZM41 113V112H40ZM42 113H45V112H42ZM55 113V112H54ZM62 113H64V112H62ZM67 113V112H66ZM74 113V112H73ZM83 113V112H82ZM86 113V115L85 116H89L90 115V113H88V110H87V112H85ZM99 113V112H98ZM171 113V112H170ZM169 113V114H170ZM19 113H17V115H18ZM61 114V113H60ZM70 114H72L71 112H70ZM102 114V113H101ZM109 114V113H108ZM136 114V115H135ZM13 115V114H12ZM12 115H3V120H4V118H6V117H4V116H7L8 117V120H10V123H12L13 121H14V119H15V116L16 115H14V116H12ZM53 115V114H52ZM73 115H75V114H72V115H70V116H73ZM78 115V114H77ZM107 115V114H106ZM167 115V114H166ZM217 116H218V112H217V114H216ZM19 116H21L20 114H19ZM31 116H32V114H31ZM43 116V115H42ZM66 116V115H65ZM80 116V115H79ZM99 116H100V114H99ZM98 116V118H100ZM108 116V115H107ZM109 116V117H110ZM144 116V117H145ZM168 116V115H167ZM170 116V115H169ZM23 117V116H22ZM75 117H76V115H75ZM105 117V116H104ZM109 117H106V118H109ZM18 118V117H17ZM16 118V119H17ZM29 118V117H28ZM27 118V119H28ZM32 118V117H31ZM62 118V117H61ZM68 118H70L69 116H68ZM95 118V117H94ZM97 118V119H98ZM183 118H186L185 119V121H183L182 119ZM193 118H195L194 120H193ZM203 118V119H202ZM2 118H0V120H1ZM20 118H18V120H19ZM72 119V118H71ZM80 119V118H79ZM89 119V118H88ZM96 119V118H95ZM96 119V120H97ZM112 119L110 118V120H111V122H109V123H113V122H115L114 120H113V122H112ZM145 119V118H144ZM144 119H142V120H144ZM22 120V119H21ZM21 120H20V122H18V124H16L15 123V126H16V130H14L13 129V131H14V133H16L17 135H19V136H21V140L19 141V143L17 144L18 145V148L17 149H19V152L17 151V153H13V154H8L7 155V157H6V159H2L1 160V158L3 157L2 155H1V153H0V208H1V206L3 205V199L2 198H5V196H6V191L7 192H14V189L19 185V183L22 181V180H27V181H29V182H38V180H40V179H45V178H48V177H54L56 180L54 181V183H55V185H49V187L46 189V190H42L43 191V193H41V194H37V193H34L31 197L30 196H27V195H21V198H22V200H20V201H18V203H17V207H15V208H13L10 212H13L14 213V216H13V218L12 219H8V220H5V224H3L2 225V223L0 222V230H2V229H4V230H12V233L9 235V236H7L6 238H4V239H0V241H1V246H3V249H12V248H14V249H16L17 250V252H10L9 253V255H7V256H1L0 258H1V260L3 261V262H5V263H10V264H51V261L48 259V258H52V260H55V261H58L57 263H55V264H74L75 263V260H76V257H71V256H67V255H63V253H65V252H59V250L60 251H63L64 250V245H62V243H63V241L62 240H64L63 238H64V236H66V235H70L72 232H71V230H70V226L68 225V226H61V227H57L58 225H59V223L57 222V221H55V220H50V218L52 217V215H43V214H41V212H40V210L39 209H41L42 208V206H44V205H46V204H50L51 203V199H49V198H45L44 197V195L45 194H50V193H54V192H56V193H59V195L57 196V197H55V194H53V201L55 202V204H54V206L55 207H52V208H54L55 210H58L59 209V211H61L62 209H64L63 211H64V213L65 214H69V216L71 217V214L72 215H74V214H76V212L74 211V209H75V207H77L78 205V203H82L83 201H84V197L86 196V192L85 193H83V190H80L76 185H75V187L74 186H72V187H70V185H68L67 184V180H65V177H64V179L62 178V176H59V175H55L54 173L53 174H49V173H44V171H41V172H36L35 171V169L37 168V165H36V163H39V162H37V159H36V157L38 156V155H36L37 153L35 152L38 148H36V146H35V144L32 142H30L29 141V138H26L28 135H26V133L24 132V131H22V128H20V127H18L19 126V123L21 124ZM103 121H104V119H102ZM122 122H121V121ZM141 120V119H140ZM141 120V121H142ZM146 120V121H147ZM170 120H172V122L170 121ZM188 120V121H189ZM49 121V120H48ZM99 121H100V119H99ZM118 121H117V124H118ZM141 121L139 122V124L141 123ZM5 122H6V120H5ZM25 122V121H24ZM39 122V121H38ZM44 122V121H43ZM97 122V121H96ZM102 121H100V123H101ZM104 122H106V121H104ZM107 122V123H108ZM138 122V121H137ZM183 122H185V124L183 123ZM45 123H47V121L45 122ZM50 122H48V124H49ZM53 123V122H52ZM78 123V122H77ZM95 123V122H94ZM100 123H98L97 122V124L98 125H100ZM106 123V124H107ZM169 123H171L172 125L173 124H175V126H170V124ZM183 123V124H182ZM23 124V123H22ZM47 124V125H48ZM105 124V125H106ZM116 124V125H117ZM136 124H138V123H136ZM169 124V125H168ZM193 124V123H192ZM191 123H190V125H192ZM12 125V124H11ZM46 125V126H47ZM51 125V124H50ZM95 125V124H94ZM94 125H92V127L90 128L91 130H92V128H93V126ZM103 125V124H102ZM116 125H114V123H113V125L112 124H109L107 127L106 126H103V127H101V126H99L100 127V129L101 130H99V128H97L96 129V131L97 132H95L96 134H97V138H98V136L99 137H103V136H109L110 134H113L114 132H111V130H115V128H114V126H116ZM140 125H142V124H140ZM187 125V124H186ZM189 125V126H190ZM210 125V126H209ZM70 126V125H69ZM84 126H86V125H84ZM91 125H89V127H90ZM113 126V127H112ZM136 126H138V125H136ZM145 126V125H144ZM178 126H180L181 127V130H180V128H178V132H177V127ZM188 126V125H187ZM186 126V128H188ZM193 126V125H192ZM74 127V126H73ZM82 127V126H81ZM98 127V126H97ZM117 127V126H116ZM129 127V126H128ZM134 127V126H133ZM195 127H193V128H195ZM48 128V127H47ZM46 127L45 128H42V129H40V131H38L37 132V134H38V136H42L41 135V133L42 132H46V129H47ZM50 128V127H49ZM52 128V127H51ZM84 127H82V129H83ZM130 129H131V127H129ZM137 128L138 127H136V128H133V131H134V129H136L137 130ZM186 128H184V132H185V129ZM190 128V127H189ZM60 129V128H59ZM72 129V128H71ZM79 129H80V127H79ZM86 129H87V126H86ZM86 129H84V130H86ZM89 128L87 129V130H90ZM118 129H120L119 128V126H118ZM61 130H63V128L61 129ZM86 130V131H87ZM189 130V129H188ZM8 131V130H7ZM12 131V132H13ZM35 130H33V132L32 133H35L34 132ZM48 131H49V129H48ZM52 131V130H51ZM76 131V130H75ZM79 131V130H78ZM78 131H76L77 133H78ZM119 131V130H118ZM182 131V132H183ZM62 132V131H61ZM67 132H68V130H67ZM117 132V131H116ZM121 132V131H120ZM132 132V131H131ZM157 132H159V133H157ZM161 132V133H160ZM182 133V134H185V133ZM194 132H192L193 133V135H194ZM1 133H3V132H1ZM64 133V132H63ZM68 133H70V132H68ZM82 133V132H81ZM88 133H89V131H88ZM123 133V132H122ZM187 133V132H186ZM195 133V134H196ZM197 133V134H198ZM46 134V133H45ZM50 134H51V132H50ZM53 134V133H52ZM72 134H75V133H72ZM80 134V133H79ZM92 134V133H91ZM91 134H90V136H91ZM119 134V133H118ZM160 134H162V135H160ZM188 134H191V129H190V133H188ZM49 135V134H48ZM69 135V134H68ZM93 135H94V133H93ZM131 135V134H130ZM135 135V134H134ZM138 135H140V134H138ZM186 135V134H185ZM185 135H183V136H185ZM192 135V134H191ZM199 135V134H198ZM197 135V136H198ZM62 136H63V134H62ZM84 136V135H83ZM129 136V135H128ZM136 136V135H135ZM182 136V135H181ZM182 136V139H184V137ZM187 136V135H186ZM185 136V137H186ZM189 137H190V135H188ZM200 136V135H199ZM57 137H59V136H57ZM65 137V136H64ZM92 137V136H91ZM126 136H124L123 135V138H122V136H121V139L120 140H122V139H124ZM132 137V136H131ZM130 137V138H131ZM142 136H141V140L143 141L144 140V138H143ZM175 137H179V136H174V138ZM55 138V137H54ZM87 138H88V135H87ZM96 138V137H95ZM107 138V137H106ZM114 138H115V136H114ZM135 138V137H134ZM191 138V137H190ZM189 138V139H190ZM57 139V138H56ZM64 139V138H63ZM91 139V138H90ZM109 139H110V137H109ZM112 139V138H111ZM177 138H175L174 140H172V139H169V140H172V141H175ZM180 139V138H179ZM3 140V139H2ZM54 139H52L51 141H53ZM105 140V139H104ZM113 140V139H112ZM111 140V141H112ZM117 140V139H116ZM126 140H128L127 138H126ZM168 140V141H169ZM181 140V139H180ZM179 140V141H180ZM184 140H186V138L184 139ZM65 141V140H64ZM88 141H89V139H88ZM114 141H115V139H114ZM124 141H125V139H124ZM131 141V140H130ZM178 141V140H177ZM182 141V140H181ZM180 141V142H181ZM3 142V141H2ZM58 142V141H57ZM57 142H55V143H57ZM113 142V141H112ZM118 142V141H117ZM120 142H123V141H120ZM120 142H118V143H120ZM132 142V141H131ZM130 142V143H131ZM145 142V141H144ZM158 142V143H157ZM46 143V141L45 140H43V139H38V143H37V145H38V147L41 145V147L44 145ZM129 143V142H128ZM129 143V144H130ZM147 143V142H146ZM146 143H144V144H146ZM1 144V143H0ZM126 144H127V141H126ZM126 144H125V146H126ZM128 144V145H129ZM170 144V143H169ZM55 145V144H54ZM62 145V144H61ZM120 145V144H119ZM132 145V144H131ZM131 145H129L130 146V148H131ZM148 145V144H147ZM124 146V147H125ZM149 146V145H148ZM1 147V146H0ZM118 147V146H117ZM120 147H121V145H120ZM105 148V147H104ZM111 148V147H110ZM113 148V147H112ZM115 148L116 147H114V150H115ZM128 148V146H126V148L125 149H127ZM147 149H149L148 147H146ZM117 149H120L119 147L117 148ZM124 148H123V151H122V149H121V151L120 150H117V153H119V155H118V157H117V159H118V161L120 160V162H123L125 159H127V157L126 156H124V154H123V152H124V150H125ZM106 149H104V153H105V155L108 157L106 160H111V158H113L112 156L114 155V154H112L113 153V149H112V153H111V149L109 150V147H108V149H107V151H105ZM110 152H109V151ZM128 150V149H127ZM130 150V149H129ZM128 150V151H129ZM177 150V149H176ZM149 151V150H148ZM3 152V151H2ZM97 152V151H96ZM101 152H103L102 150H101ZM32 153H34L35 154V156L32 154ZM94 153V152H93ZM98 153V152H97ZM110 153V154H109ZM126 153V152H125ZM142 153V152H141ZM96 154V153H95ZM127 154V153H126ZM129 154H130V152H129ZM5 155V154H4ZM98 155H99V153H98ZM131 155V154H130ZM129 155V156H130ZM137 155V154H136ZM139 155V154H138ZM190 155V154H189ZM34 156V157H33ZM40 156V155H39ZM93 156L95 157V155L93 154ZM132 156H134V155H132ZM131 156V157H132ZM5 157V156H4ZM67 157V156H66ZM130 157V158H131ZM135 157V156H134ZM93 158V157H92ZM129 158V157H128ZM129 158V160H128V162L129 161H131L132 159H133V157H132V159H130ZM189 158V157H188ZM60 159V158H59ZM76 159V158H75ZM113 159H115V158H113ZM190 159V158H189ZM192 159V158H191ZM194 159V158H193ZM78 160V159H77ZM123 160V161H122ZM210 160H212V159H210ZM67 161H68V159H67ZM72 161H74V160H72ZM127 161V160H126ZM133 161V160H132ZM189 161H192V160H189ZM187 162L186 163V161H185V163L187 164L186 165V167H188V171L190 170V172H192V170H195L193 167H191V168H189V166L191 165V162ZM196 161V160H195ZM75 162H77V161H75ZM115 162H116V160H115ZM128 162H125L126 164L128 163ZM140 162V163H141ZM193 162V161H192ZM201 162H203V161H201ZM201 162H200V165H201ZM208 162V161H207ZM68 163V162H67ZM66 163V164H67ZM139 163V164H140ZM142 163H141V165L140 166H142ZM74 164V163H73ZM93 164V167H94V169L96 168V166L94 165V163H92ZM109 164V163H108ZM117 164V163H116ZM115 164V165H116ZM120 164V163H119ZM170 165V167L168 168L167 167V165ZM196 164V163H195ZM203 164V163H202ZM204 164H205V162H204ZM118 165V164H117ZM143 165V166H144ZM212 165V164H211ZM215 165V164H214ZM219 165H221V164H218V165H216V166H219ZM110 168H111V166L110 165H108ZM121 166H123V165H121ZM127 166H129V165H127ZM136 166V164L134 165V167ZM139 166V165H138ZM142 166V167H143ZM155 166V167H154ZM181 166V165H180ZM191 166H193V163H192V165ZM206 165H201V166H196V168H197V170H198V172H202L203 170H204V167H205ZM72 167V166H71ZM92 167V166H91ZM117 167V166H116ZM120 167V166H119ZM123 167H125V165L123 166ZM133 167V168H134ZM137 167V166H136ZM135 167V168H136ZM177 167V166H176ZM195 167V166H194ZM122 168V167H121ZM126 168V167H125ZM134 168V169H135ZM139 169H140V167H138ZM146 168V167H145ZM181 168V167H180ZM184 168V167H183ZM94 169H92V170H94ZM131 169V167L129 166V170ZM138 169V170H139ZM143 169V168H142ZM178 169V168H177ZM185 169H187V168H185ZM224 169H226L225 167H224ZM56 170V169H55ZM68 170V169H67ZM133 170V169H132ZM137 170V169H136ZM145 170V169H144ZM147 170V169H146ZM149 170H147V171H149ZM184 170V169H183ZM62 171V170H61ZM65 171V170H64ZM71 171V170H70ZM121 171H123V170H121ZM179 171H181V170H179ZM188 171H186V172H183V174L184 175H186L185 176V178H184V181L187 183L188 181L190 182V180H191V178H190V174L191 173H189ZM57 172V171H56ZM60 172V171H59ZM126 172V171H125ZM124 172V174H126ZM130 172H131V170H130ZM129 172V173H130ZM134 171H132L131 172V174L133 173ZM140 172V171H139ZM194 172V171H193ZM127 173H128V171H127ZM138 172H136V174H137ZM123 174V173H122ZM121 174V175H122ZM124 174L122 175V176H124ZM131 174H129V175H131ZM135 174V175H136ZM119 174H117V176H118ZM134 175V177H136ZM138 175V174H137ZM139 176H140V174H139ZM162 176V177H163ZM230 176V175H229ZM119 177V176H118ZM126 177V176H125ZM131 177V176H130ZM134 177H133V175H132V177L130 178V179H127V180H132V178H133V184L135 185V183H136V181L138 180H136V178L134 179ZM232 177V176H231ZM120 178H121V176H120ZM127 178V177H126ZM129 178V177H128ZM139 178V177H138ZM221 179V181L223 180V179H225V177H223V179H222V177H220ZM226 179H227V177H226ZM229 179V178H228ZM136 180V181H135ZM194 180V182L195 181H197V180H195V179H193ZM230 180V179H229ZM148 181H151V180H148ZM220 181V182H221ZM96 182V181H95ZM95 182H93V183H90V182H88V181H86V186L85 187H87L88 188V186L90 185V184H93V185H91V186H94V184H95ZM188 182V183H189ZM230 182V181H229ZM137 183H139V182H137ZM191 183H192V181H191ZM227 183H228V181H227ZM98 184V183H97ZM96 184V185H97ZM109 185H110V188L108 189V187H106V188H101V187H93L97 192H101L102 194H106V196L105 197H100L99 199L98 198H95V202H97V201H99V203H101V204H104V203H106V202H109V204H113L112 206H108V208H117V210H115V211H113L112 213L113 214H119L120 212H122L123 214H124V211H127V212H129L128 211V209H125V207H124V203H123V201L122 202H119V194H122V192L123 193H128V192H131V193H135L134 191H136L134 188V186L133 187H129V184L128 183H125L124 185H120V186H118L119 188H116V187H114V186H116V185H114V184H117L116 182L114 183V181H112V182H109L108 183ZM139 184H141V182L139 183ZM225 184V183H224ZM108 185V186H109ZM151 184H148L147 186H150ZM157 185H159V184H157ZM162 185V184H161ZM159 186L158 187V189L157 188H151L150 189V187H152V186H154V184H152L150 187H147V188H145L144 190L142 189V191L141 192H137V193H141V197H139L138 195H134V196H137L138 197V201H142V199L144 198V196H146V195H150L148 192L150 191L151 193H153V192H156V193H159L158 194V198H160L161 199V195H162V193L164 192V190L166 191V192H168V190L169 191H171V192H173L174 193V196H177V195H179V192H178V190H175V188H172V185H170L169 186V188H167L166 189V186L164 185H162V186ZM239 186V185H238ZM79 187H81L80 185H79ZM175 187V186H174ZM216 188V187H215ZM225 188H226V186H225ZM239 188V187H238ZM82 189H85V188H83V186H82ZM220 189H223V188H221L220 187ZM227 189H228V187H227ZM232 189V188H231ZM217 190V189H216ZM222 191V190H221ZM234 191V189L232 190V192ZM219 192V191H218ZM225 192H228V191H226L225 190ZM236 192V194H237V190L235 191ZM137 193H135V194H137ZM161 193V194H160ZM222 193V192H221ZM221 193H220V195H221ZM224 194V193H223ZM221 195V196H223L224 198H225V195L226 194H224V195ZM228 194V193H227ZM232 194V193H231ZM234 194V193H233ZM235 194V195H236ZM78 195L79 196V198L78 197H76V196ZM219 195V196H220ZM238 195V194H237ZM241 195V194H240ZM73 196H74V198L75 199H73ZM171 195H169L168 197H166L165 199H163V200H165V202H168V204L166 205V209L167 208H170L172 205H173V203H174V205H176L177 203H179L180 201H178V200H175L174 201V198L173 197H170ZM220 196V197H221ZM233 196V195H232ZM231 196V197H232ZM244 196V195H243ZM226 197H228V195L226 196ZM231 197H230V194H229V199H231ZM78 198V199H77ZM146 199H148V197H145ZM232 198H234V197H232ZM62 199V200H61ZM215 199H217V198H215V197H207V196H205L204 195V198H202L200 201H197L196 199H194V200H191L190 202H191V204L188 206V208H189V210L190 211H194L193 213H189V212H187L188 214H190V215H192V219H191V222L190 223H182V225H172L170 222H167L165 225H163L159 230H158V232H154L152 235H146L144 232L143 233H141V232H139V227H141V226H143V224H144V221H143V218H144V216H145V213L144 212H150V211H153V212H156L154 209H158V210H163V203H161V202H158V206H152V207H149V206H146V205H153L152 203H150V202H146L145 203V205H144V207H145V211H143V212H136L137 214H126V216L127 217H125V218H128L127 220V222L126 223H123V222H121V221H119L118 222V224L117 225H121V227H122V229H124V230H126V231H128L127 232V234H129L127 237H126V239H122L121 238V236H120V233H121V230L118 228V229H116V230H114V228H112L108 233H106V234H104L105 236H103V237H97V236H91V237H89L88 238V240H87V242L88 243H90V244H93L94 245V247H95V249L92 251L93 252V255H94V257H92L91 259L92 260H94L93 262H96L95 264H117L119 261V263L118 264H206V262L211 258V255H212V253H219L224 259H226V261H227V258L229 257L227 254H225L226 252H227V250L226 249H223V247H221V246H219L220 247V249H218L217 247H208V248H203V252L202 253H197V257H196V259L195 258H192L191 257V255H190V251H192V249L194 248V246H185V245H183L185 242L184 241H182L181 240V238H180V234H182V233H186L187 232V230L188 229H190L191 228V226L192 225H194V223L195 222H200V219H199V221H196V215H198V214H201V216H204V217H206V219L208 220V222H207V227L208 228H210L212 231H213V233L215 234L216 232H218L219 230H221V228H223V226H224V229L225 228H227V226L226 225H224L227 221L225 220V218H227L226 216H225V218H221L222 216H220V213H219V215L217 214V212H218V210H221L222 211V209L224 210V208H222V209H216L215 208V210H214V204H216L215 202H218V201H216ZM225 199H228V198H225ZM224 199V201H226ZM221 200V198H219V201ZM11 201H14L13 199H11ZM157 201H159V200H157ZM221 201H223V199L221 200ZM228 202H229V200H227ZM234 201V200H233ZM238 202L240 201V200H237ZM119 202V203H118ZM145 202V201H144ZM173 202V203H172ZM238 202H233L232 203V205H233V207H235L236 205H238ZM24 203H26V204H24ZM118 203V204H117ZM188 203V202H187ZM212 203H214V204H212ZM221 203V202H220ZM224 203H226V202H224ZM240 203V202H239ZM136 204H139V203H136ZM219 204V203H218ZM220 205V204H219ZM225 205V204H224ZM62 206H65V208H62L61 209V207ZM216 206V205H215ZM202 207V208H201ZM220 207H222L221 205H220ZM227 207V206H226ZM237 207V206H236ZM235 207V208H236ZM30 208H35L34 209V211H31L30 210ZM160 208V209H159ZM201 208V209H200ZM107 209V208H106ZM160 210V211H161ZM117 211V212H116ZM135 210H132V211H130V212H134ZM220 211V212H221ZM229 211V210H228ZM126 212V213H127ZM223 212V211H222ZM228 213V212H227ZM232 215V214H231ZM218 216H220L219 218L220 219H222V220H220V221H218V223H217V220L219 219H217V220H215L216 221V223H215V221H214V219H216V217H218ZM137 217H139V218H137ZM15 218H17V219H19L18 221H16L15 220ZM230 219V218H229ZM233 219V218H232ZM236 220V219H235ZM53 221V223H55V222H57V224H55V226L53 227V229H50L49 228V226H50V223ZM231 221V220H230ZM237 221V220H236ZM199 224V223H198ZM227 224H228V227H229V229L230 228H233L232 226L233 225H231L230 224V222L228 223L227 222ZM236 225V224H235ZM103 226V224L102 223H96L95 224V227L96 228H98V229H100L101 227ZM226 226V227H225ZM198 227H200L201 229L202 228H205L204 226H201V225H198ZM240 227V226H239ZM237 229H238V227H237ZM233 230H234V228H233ZM236 230V229H235ZM240 229H238V231H239ZM242 231L244 230V229H241ZM14 231V232H13ZM46 231H49V233L48 234H46V235H44V236H40L42 233H45ZM249 231V230H248ZM114 232V233H113ZM139 232V233H138ZM240 232V231H239ZM238 232V233H239ZM135 234H139V236H140V234L141 235H143L144 237H146V238H148V237H152V239H150V240H155V242L154 243H152L151 245H149L147 248H145V249H143V250H141L140 251V253H139V255H135L134 253H132L133 252V250H135L136 249V247H140V244H139V237H137ZM236 234H237V232H236ZM241 234L242 233H240V236H241ZM244 234V233H243ZM216 235V234H215ZM232 235V234H231ZM239 235V234H238ZM237 235V236H238ZM246 235V234H245ZM250 235V234H249ZM249 235H247V236H249ZM126 236V235H125ZM217 236V235H216ZM236 236V235H235ZM244 236V235H243ZM242 236V237H243ZM143 237V238H144ZM231 237V236H230ZM241 237V238H242ZM233 238H234V236H233ZM232 237H231V239H233ZM140 239H141V237H140ZM228 239V238H227ZM242 239H245V238H242ZM199 240H200V244H204V245H210L211 244V241L210 240H208L206 237H199ZM234 240V239H233ZM239 240H241V239H239ZM231 241V240H230ZM234 241H236V240H234ZM34 242H37L38 244H39V246H40V248H45L46 250H45V252H35V251H27L26 252V250H25V248H26V245H30V244H32V243H34ZM227 242V241H226ZM237 242V241H236ZM235 242V243H236ZM243 242H244V240H242V245H243ZM51 243H55L56 244V246H55V248H52V247H47L48 245H50ZM67 243V242H66ZM65 243V244H66ZM238 243V242H237ZM240 243V242H239ZM259 243H261V242H259ZM163 244H165V247H164V245ZM225 244H227V243H225ZM224 244V245H225ZM229 244H231L230 242L228 243V247H229ZM245 244V243H244ZM233 245V244H232ZM238 245V244H237ZM238 246V248L240 247H243V246ZM261 245V244H260ZM263 245H264V243H263ZM227 247V248H228ZM262 247V246H261ZM155 248H160L161 250H162V252H150L151 250H153V249H155ZM176 248H180V249H182V250H184V252H174V251H166L165 252V250H167V249H176ZM218 250H217V249ZM244 248V247H243ZM257 248H259V245H258V247ZM233 249V248H232ZM244 249H246V248H244ZM25 250V251H24ZM247 250H249V249H247ZM215 251V252H214ZM230 251V250H229ZM234 252H232V251H230V252H232V258L230 259V261H229V263H231V264H264V254H262V253H264L263 251H264V249H259V250H255V252H243L244 250H241L242 252H239V251H235V249L233 250ZM59 252V253H58ZM59 254L61 255V258H59ZM231 254V253H230ZM229 254V255H230ZM134 256H135V260L136 261H133V258H134ZM231 256V255H230ZM119 258H122V259H120L119 260ZM224 262H225V260H224ZM223 262V263H224ZM84 264V263H83ZM227 264V263H226Z\"/></svg>",
	"mask_w": 264,
	"mask_h": 264
},
{
	"label": "snow or ice",
	"instance_id": "3",
	"mask_svg": "<svg viewBox=\"0 0 264 264\" xmlns=\"http://www.w3.org/2000/svg\"><path fill=\"white\" fill-rule=\"evenodd\" d=\"M262 254H264V253H262Z\"/></svg>",
	"mask_w": 264,
	"mask_h": 264
}]
</instances>
